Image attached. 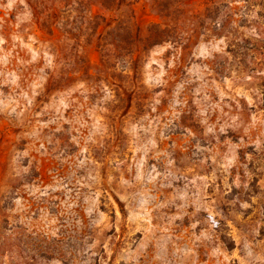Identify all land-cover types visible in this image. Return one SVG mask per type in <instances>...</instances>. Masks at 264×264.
<instances>
[{"label":"rangeland","instance_id":"obj_1","mask_svg":"<svg viewBox=\"0 0 264 264\" xmlns=\"http://www.w3.org/2000/svg\"><path fill=\"white\" fill-rule=\"evenodd\" d=\"M0 264H264V0H0Z\"/></svg>","mask_w":264,"mask_h":264}]
</instances>
